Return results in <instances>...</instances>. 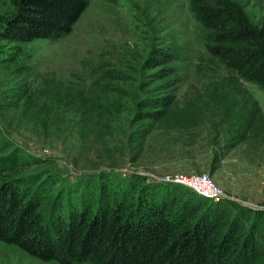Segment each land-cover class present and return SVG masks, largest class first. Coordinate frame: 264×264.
Returning <instances> with one entry per match:
<instances>
[{
  "label": "rangeland",
  "instance_id": "1",
  "mask_svg": "<svg viewBox=\"0 0 264 264\" xmlns=\"http://www.w3.org/2000/svg\"><path fill=\"white\" fill-rule=\"evenodd\" d=\"M232 2L264 26V0ZM11 10L0 0V27ZM204 42L188 0H87L57 39L0 37L6 172L65 184L98 171L159 182L204 172L222 197L263 212L264 234V91ZM158 48L175 59L152 67ZM166 66L174 73L160 75ZM0 264L59 263L0 241ZM248 264H264V251Z\"/></svg>",
  "mask_w": 264,
  "mask_h": 264
},
{
  "label": "trees",
  "instance_id": "2",
  "mask_svg": "<svg viewBox=\"0 0 264 264\" xmlns=\"http://www.w3.org/2000/svg\"><path fill=\"white\" fill-rule=\"evenodd\" d=\"M0 37L57 39L70 32L87 0H8ZM204 46L226 68L264 91V26L232 0H188ZM151 65L175 55L152 49ZM160 67V75L174 73ZM170 101V100H169ZM0 161V241L59 264H248L264 251L263 212L174 181L106 171L72 176H14Z\"/></svg>",
  "mask_w": 264,
  "mask_h": 264
},
{
  "label": "built area",
  "instance_id": "3",
  "mask_svg": "<svg viewBox=\"0 0 264 264\" xmlns=\"http://www.w3.org/2000/svg\"><path fill=\"white\" fill-rule=\"evenodd\" d=\"M170 181L177 182L179 184L185 185L197 193L209 197L222 196L220 189L210 178L207 173H197V174H176Z\"/></svg>",
  "mask_w": 264,
  "mask_h": 264
}]
</instances>
